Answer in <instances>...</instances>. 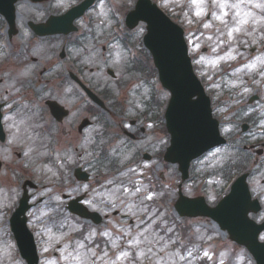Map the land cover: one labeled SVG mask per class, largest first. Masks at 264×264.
<instances>
[{
	"label": "flooded vegetation",
	"instance_id": "1",
	"mask_svg": "<svg viewBox=\"0 0 264 264\" xmlns=\"http://www.w3.org/2000/svg\"><path fill=\"white\" fill-rule=\"evenodd\" d=\"M82 1H19L12 27L0 14V190L5 188L6 196H11L7 190L10 182L12 196L19 201L24 176L33 179L38 149L47 153L49 182L29 196L31 201L36 193L46 192L32 202V208L41 204L39 210L46 214L35 212L36 223L46 227L50 236L61 238L54 247L57 252L49 256L55 264L73 260L92 264L90 250L100 255L107 252L112 259L121 251L131 255L136 249L129 241L151 228V212L166 210L179 194L185 199L202 197L209 206L215 204V189L209 185L211 172L204 164L199 166L213 150L191 162L186 180L182 181L177 167L169 173L165 160L169 145L166 112H152L141 99L136 104L143 106L142 111L123 112L126 99L117 100L115 90L96 77L106 64L111 67L113 60L111 45L103 44L104 37L119 45L128 67H140L147 61L142 57V28L139 36L135 35L138 29L101 33L98 25L103 0H93L75 21L74 31L38 36L30 28V24L45 25L50 18L65 15ZM0 2L10 4L11 0ZM24 2L27 6L21 12ZM3 10L7 12L8 7ZM211 32L216 37L225 30L215 27ZM245 47L234 46L238 51H230V60L240 62ZM79 83L89 85L114 108L101 110ZM131 86L129 82L120 89L128 92ZM115 87L118 93V85ZM48 102L59 106L51 109ZM15 181H21L19 189ZM170 188H175L173 199L168 196ZM149 195L152 198L146 199ZM207 221L188 220L192 226ZM105 232L107 236L102 235ZM179 251L183 256L182 247ZM121 260L117 264L132 263L131 259Z\"/></svg>",
	"mask_w": 264,
	"mask_h": 264
},
{
	"label": "rangeland",
	"instance_id": "2",
	"mask_svg": "<svg viewBox=\"0 0 264 264\" xmlns=\"http://www.w3.org/2000/svg\"><path fill=\"white\" fill-rule=\"evenodd\" d=\"M133 2L129 3L128 0H103V5L100 8L101 14L99 21L101 22V25L99 28L101 29V33L106 35L109 31V28L111 24H113L114 27H117V20L116 21H110L109 20V12L112 11V7H122L124 11L126 9H129V6L132 5ZM229 4H239V7L237 8H225L223 11L227 13L226 16L222 17V20H217L213 16H210V20L207 22L205 21V16L210 13L213 9H210L208 7L205 8V13L202 14L201 17L195 16V7L192 6L191 8L188 6V0H182L181 4H178L176 0H157V4L159 7L166 11L167 14L172 18H178L182 22L180 25L184 28L186 38L188 43L191 46V52L195 56H197V63L201 64L199 67V74L203 76L206 81L209 83V89L213 91L214 93V100H215V112L223 113L225 116V121L227 119H231L234 116H248L251 113L254 112L256 117V126L253 134H251V138L254 141H260L264 139V52L263 54H254V56L246 57L245 63L242 64L241 67H223L225 65L230 64V58L232 57V54L229 55V52H227L228 47H224L223 44V38L229 37L227 35V32L231 30L233 27H236V21L238 19H246L248 23L246 25H250L253 30L255 28L259 29L258 31L253 32L254 34H257L259 37L252 38L251 36L248 37L253 39L264 40V36L262 35V30L264 29V19L260 16L261 15V9L262 7H256L257 4L264 5V0H228ZM253 9V10H252ZM217 11V14H220V10L215 9ZM124 13V12H123ZM187 13V15H185ZM237 13L239 15H237ZM232 14V15H230ZM230 15V16H229ZM123 16V14H122ZM172 18V19H173ZM174 20V19H173ZM191 20V23L189 22ZM176 21V20H175ZM205 23H208L210 25L209 28H204L203 25ZM246 25H241V31L242 32H234L232 37H229L230 46H234L237 42L238 35H240L243 32V29L246 27ZM217 26L218 28H225V32L223 35L219 34L218 36H213L211 30L214 29V27ZM142 28V27H140ZM141 29H138V31L135 33V35L139 36L141 35ZM245 34V33H244ZM221 35V36H220ZM109 39V38H108ZM216 39V41H215ZM251 41V42H252ZM103 44H110L111 45V51L113 60L110 63L111 69L115 72L116 75L120 77V82H117V85L120 87L123 84H129V80H133L130 75L125 77L124 81L121 77H123L125 73V55L122 53V51L115 45L112 44L110 41L107 42V39L104 37ZM255 44V43H253ZM201 47H209L213 50H211L213 55H202L200 54V48ZM233 50V48L231 49ZM110 51V53H111ZM107 55V54H105ZM255 65L254 68L248 67V65ZM108 65V66H107ZM106 66L109 67V64H106L104 68L102 69V74L96 75L97 78H102L101 83L102 84H109L112 89H114L115 84L110 83L109 77L105 74ZM124 78V77H123ZM130 78V79H129ZM123 81V84L121 82ZM126 89V87L124 88ZM159 89L158 85L155 86V90ZM154 90L153 84H151V87L149 85H143L142 83H139L138 81H135L130 90L128 92H125V90L117 93V91H114L116 93V98L118 100H122L123 98L126 99L124 103V110L126 112H140L143 109L142 105L135 104L136 101L138 102L141 100H146V97L150 95ZM258 90V92L256 91ZM159 91V90H158ZM157 91V92H158ZM118 94V95H117ZM253 94H259L260 97L254 101L249 102V97ZM168 93L166 94V98H168ZM227 97H230L229 100H226ZM159 98L163 101L165 100V92L160 93ZM135 108V109H134ZM257 112V113H256ZM254 117V116H253ZM223 132L227 136H232L234 134V130L230 126L223 127ZM225 157V150L219 149L216 150L214 153H212L207 161H210L209 167L210 169L217 168L221 165L220 162L223 161ZM39 157H37L34 160V171H32L33 176L38 179L36 183L40 185H46L48 184L47 179V169L44 165H42V162H40ZM207 163V162H206ZM254 170V176L251 179V186L254 188V191L264 196V185H261V180L264 179V159L261 164V166ZM35 182V181H34ZM211 186L216 187V192L219 191V189L222 188L223 182L220 181V179L215 176L213 179H211L210 182ZM174 191V189H173ZM45 192L37 193V196H41V194L44 195ZM4 192H0V264H5V262L8 260L7 258L10 257V254L14 248V242L13 239L10 236V230L4 228L5 224V211L4 208L9 209L11 206L10 201L13 200L14 196L9 197L3 195ZM170 198H174L171 197ZM264 199V197H263ZM38 209V208H37ZM37 209L34 210L37 212ZM33 211L30 213V226H32L35 230H37V235L40 237L41 240V253L43 254V257L45 258L43 260L44 264H55L53 259L50 257L47 258L49 254L52 253V249L55 247L56 244L60 243L61 238L50 236L46 232V227L43 225L35 224V220L31 219L33 218ZM41 213L46 214L45 210H41ZM40 215V214H38ZM32 224V225H31ZM196 229L197 238L201 241L207 240L209 236L205 235L206 229H208L207 226L204 225V223L196 224L193 226ZM213 227V231H214ZM138 234V233H137ZM135 234L134 237L137 236ZM146 236H148L150 239L161 237L159 234L155 233L151 230H148L144 233ZM223 234L218 232L216 230V235L218 240H222ZM5 238V240H4ZM141 239H143L141 237ZM132 240V239H131ZM171 242L162 241L160 245H156L157 249L160 247L164 248V252H158L157 256L152 257L153 260L157 259L158 257L161 260V264H194V260L188 255L190 251L187 252V254H183V256H179L176 251H171L170 247ZM130 245V244H129ZM199 245H195L194 248H198ZM136 249L135 252H139L141 249L144 248L143 243L136 247H132ZM216 249V261L220 262L223 260L227 248L220 249V244H215ZM228 249L230 251H234L232 246H229ZM235 253L236 261L239 257L242 255L238 252L241 250H236ZM184 255H186V259H184ZM20 259L17 255H15L13 252L11 254V264H16L17 261ZM122 261V260H121ZM235 261V262H236ZM64 264H81L80 261H64ZM127 264V263H125ZM132 264V263H129ZM139 264H151V261L149 260H142L139 262Z\"/></svg>",
	"mask_w": 264,
	"mask_h": 264
},
{
	"label": "water",
	"instance_id": "3",
	"mask_svg": "<svg viewBox=\"0 0 264 264\" xmlns=\"http://www.w3.org/2000/svg\"><path fill=\"white\" fill-rule=\"evenodd\" d=\"M140 20L147 24L145 44L153 54L163 85L172 94L167 112L173 114V119L169 122L170 132L174 141L173 145L176 146L178 136L181 134L188 136V145L192 147L196 154L217 145L220 143L217 133V123L210 118L209 102L204 97L202 89L192 74L181 30L173 25L149 0H139L135 10L127 16L126 22L129 28H133ZM195 96L197 98L193 99ZM238 181L239 183H236L233 187L234 193L232 195H241V191L242 195L249 198L248 193H246L247 189L244 184V177ZM235 198L237 197H233V200ZM228 199H223L210 213L200 212V215H210L222 228H234L239 221V215L243 214L245 217L249 206L244 202L242 204L243 207L237 209L234 206L240 203L235 202L230 211L231 216H229L227 208L231 202ZM27 208L26 202H22L18 211L14 214V218L18 219V223L12 222V225L15 236L20 241L22 250L29 254L27 256L29 264H33L36 259L34 257L33 260L32 254H35V252L32 244V247H30L29 239H31V236L25 227L24 214ZM19 216H23V218L20 220ZM244 221L246 223L245 218ZM233 236L242 239L253 252L258 253L259 258L263 257L264 253L258 251L259 247L256 251L255 246L249 241L253 236L246 234H234Z\"/></svg>",
	"mask_w": 264,
	"mask_h": 264
},
{
	"label": "snow or ice",
	"instance_id": "4",
	"mask_svg": "<svg viewBox=\"0 0 264 264\" xmlns=\"http://www.w3.org/2000/svg\"><path fill=\"white\" fill-rule=\"evenodd\" d=\"M176 2L178 4H181L182 0H176ZM241 2H243V0H241ZM188 6L190 8L192 6L195 7L196 11L194 14L198 18L205 13V8L208 7L210 9H213L209 13L211 16H213L217 20H222V17L227 15V13L223 11L225 8H229V7L237 8L239 7V4H229L228 0H188ZM256 7H264V5L257 4ZM215 9L220 10L219 15L217 14V11ZM185 15H187V13H185ZM237 15L239 14L237 13ZM189 22L191 23V20ZM247 23L248 21L246 19H238L236 21L237 26L229 30L227 32V35L229 37H232L234 32L241 31V27H240L241 25H246ZM203 27L209 28L210 25L208 23H205ZM248 67L254 68L255 65L254 64L248 65ZM135 191L138 193L140 192V189L137 188ZM151 198H152L151 195L146 197V199H151ZM126 234L130 235V233H126ZM102 235L107 236L108 233L105 232ZM141 237L143 239H141ZM162 240H163L162 237L150 239L148 236L144 234V232H140L137 234L136 237H133L132 240L129 241V244L132 247H136L141 243H143L144 248L141 249L139 252H133L130 255L129 251H121L118 255H115V259H112V257H110L107 252H103V255H100L96 251L90 250L92 264H97V261H99L100 264H117V261L121 259H125V260L131 259L132 264H139V262L142 260H149L151 261V264H161V260L159 257L155 260H153L152 257L157 256L158 252L161 253L164 252L163 247H160L159 249H157L156 247V245L161 244ZM80 247H85V245L81 244ZM69 255H71V253H69ZM205 256L207 257L208 253H205ZM77 258L78 256L73 257V259H77Z\"/></svg>",
	"mask_w": 264,
	"mask_h": 264
}]
</instances>
